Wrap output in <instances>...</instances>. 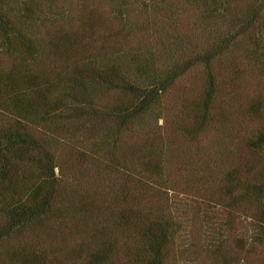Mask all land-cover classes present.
Here are the masks:
<instances>
[{
  "label": "trees",
  "instance_id": "obj_1",
  "mask_svg": "<svg viewBox=\"0 0 264 264\" xmlns=\"http://www.w3.org/2000/svg\"><path fill=\"white\" fill-rule=\"evenodd\" d=\"M0 264H264V0H0Z\"/></svg>",
  "mask_w": 264,
  "mask_h": 264
},
{
  "label": "rangeland",
  "instance_id": "obj_2",
  "mask_svg": "<svg viewBox=\"0 0 264 264\" xmlns=\"http://www.w3.org/2000/svg\"><path fill=\"white\" fill-rule=\"evenodd\" d=\"M80 3H88L89 0H78ZM40 4L43 5L44 7H42L41 9L43 11H45L47 8L50 9L52 12H55L56 14H60L62 12V7L60 6V4L56 3L55 1H46V2H41ZM13 8H15V5L12 6ZM17 7V6H16ZM88 7V6H87ZM64 8V6H63Z\"/></svg>",
  "mask_w": 264,
  "mask_h": 264
}]
</instances>
